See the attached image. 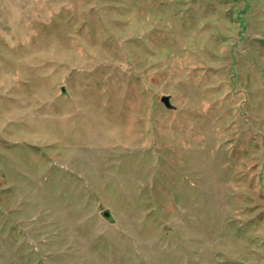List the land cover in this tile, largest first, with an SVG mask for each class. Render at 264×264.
Returning <instances> with one entry per match:
<instances>
[{
  "label": "rangeland",
  "instance_id": "374dc122",
  "mask_svg": "<svg viewBox=\"0 0 264 264\" xmlns=\"http://www.w3.org/2000/svg\"><path fill=\"white\" fill-rule=\"evenodd\" d=\"M0 264H264V0H0Z\"/></svg>",
  "mask_w": 264,
  "mask_h": 264
},
{
  "label": "water",
  "instance_id": "95a60500",
  "mask_svg": "<svg viewBox=\"0 0 264 264\" xmlns=\"http://www.w3.org/2000/svg\"><path fill=\"white\" fill-rule=\"evenodd\" d=\"M161 102L164 104V106L166 107V108H171V105H170V103H169V98L168 97H163L162 99H161ZM103 217L105 218V219H107V220H109V218H110V215H109V213L106 211L104 214H103Z\"/></svg>",
  "mask_w": 264,
  "mask_h": 264
}]
</instances>
